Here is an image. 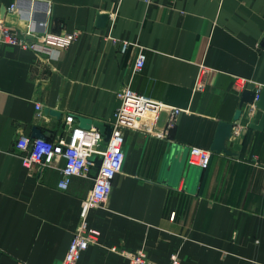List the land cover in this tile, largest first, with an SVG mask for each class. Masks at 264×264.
<instances>
[{"label": "crops", "instance_id": "1", "mask_svg": "<svg viewBox=\"0 0 264 264\" xmlns=\"http://www.w3.org/2000/svg\"><path fill=\"white\" fill-rule=\"evenodd\" d=\"M1 19L80 36L43 57L0 41V264H61L93 186L74 177L61 190L59 168L25 167L19 137H67L70 114L77 126L78 116L111 126L126 86L185 111L166 140L124 130L123 170L89 214L99 242L79 264H128L122 251L138 250L156 264L175 253L181 264H264V129L250 128L261 111L243 107L234 155L214 156L203 192V172L188 162L191 147L210 151L219 122H234L245 89H264V0H0ZM113 40L137 46L122 53Z\"/></svg>", "mask_w": 264, "mask_h": 264}, {"label": "built area", "instance_id": "2", "mask_svg": "<svg viewBox=\"0 0 264 264\" xmlns=\"http://www.w3.org/2000/svg\"><path fill=\"white\" fill-rule=\"evenodd\" d=\"M150 4L153 0H145ZM9 16H16L18 13L17 4L8 9ZM80 32L50 33L38 32L32 28L21 29L12 26L4 19L0 20V41L4 45L18 47L22 50L33 52L39 57L50 55L55 50L69 48L79 38ZM119 45L120 51L126 53L131 46H137L129 41L113 40ZM145 66V56L141 52L135 64V70L141 71ZM206 68L201 67L196 89L205 87ZM240 88L246 82L237 79ZM259 93L254 103L249 106L248 114H253L257 109ZM120 106L115 113L112 132L107 142L104 136L96 128L90 130L81 129L75 125V117L70 114L65 118L64 132L67 137H59L55 140L47 138L31 139L24 135L20 136L16 147L25 167H57L61 173L59 188L68 190L74 177H83L93 180V186L86 198L82 201L80 221L73 234L68 251L61 264H79L82 255L92 245L98 244L100 238L99 230L90 225L89 214L91 211L104 206L112 193L113 183L116 177L122 172L126 160L124 130L130 129L149 134L157 139H169L170 132L175 128L178 117L185 110L166 105L137 93L131 87L126 86L117 93ZM40 116L41 104L36 107ZM163 113L168 114L166 126L159 128V122ZM238 123V122H237ZM237 126V127H236ZM242 126L235 124L233 133L238 134ZM95 158L101 160L100 167H96ZM211 152L209 150L191 147L188 162L205 170L210 164ZM62 164V166H60ZM60 166V167H59ZM128 259V264H156L152 262L143 250L122 251ZM17 264H27L18 262ZM169 264H181L177 253L173 254Z\"/></svg>", "mask_w": 264, "mask_h": 264}, {"label": "water", "instance_id": "3", "mask_svg": "<svg viewBox=\"0 0 264 264\" xmlns=\"http://www.w3.org/2000/svg\"><path fill=\"white\" fill-rule=\"evenodd\" d=\"M108 17L106 15H100L98 18V25L100 27H104L107 23ZM257 95L256 90H244L241 94L240 97V104L239 108L235 113L234 116V122H219L215 139L213 142V145L210 149L211 151V158H210V164L207 169L202 170L203 175H202V182L200 186V192H203L205 185L208 180L209 176V171L211 164L213 162L214 156L215 155H220L224 154L226 156H233L234 153L229 149L228 147V141L232 138L233 136V130L235 127V123L240 120L242 114H243V107L245 105H252L254 103L255 97ZM257 109L261 111L262 115L260 118V121L258 124H252L250 126L251 129L259 130L262 131L264 129V89H262L259 93V101L256 104ZM50 114L52 116L59 117L60 114L58 112H54L52 110H46L45 114ZM79 121V127L84 130H90L92 128H96L100 131V133L104 136L105 142H107L110 138L111 132H112V126L106 125L103 122H100L98 120H94L92 118H88L85 116H78L77 117ZM37 131V130H36ZM35 137L38 139L45 138L40 132H36ZM35 139V138H33ZM94 162L96 163V167H100L101 165V160L99 158H95Z\"/></svg>", "mask_w": 264, "mask_h": 264}, {"label": "rangeland", "instance_id": "4", "mask_svg": "<svg viewBox=\"0 0 264 264\" xmlns=\"http://www.w3.org/2000/svg\"><path fill=\"white\" fill-rule=\"evenodd\" d=\"M195 169V167H193ZM202 170V169H201Z\"/></svg>", "mask_w": 264, "mask_h": 264}, {"label": "bare ground", "instance_id": "5", "mask_svg": "<svg viewBox=\"0 0 264 264\" xmlns=\"http://www.w3.org/2000/svg\"><path fill=\"white\" fill-rule=\"evenodd\" d=\"M10 24V23H9ZM30 29V28H29Z\"/></svg>", "mask_w": 264, "mask_h": 264}]
</instances>
